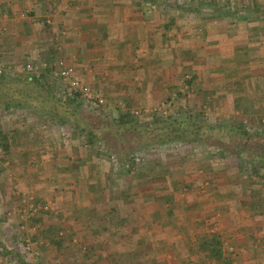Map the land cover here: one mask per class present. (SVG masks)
<instances>
[{
  "label": "rangeland",
  "instance_id": "obj_1",
  "mask_svg": "<svg viewBox=\"0 0 264 264\" xmlns=\"http://www.w3.org/2000/svg\"><path fill=\"white\" fill-rule=\"evenodd\" d=\"M79 1L67 0V3L77 6ZM171 1L167 3L184 2ZM250 2L192 0V4L201 8L218 6L227 12L247 8ZM39 3L44 8L48 5ZM254 5L264 10V0L255 1ZM50 16L45 15L39 21L42 19V27L57 38L62 34L60 25ZM47 44L49 41L44 43ZM55 44L40 58H22L15 64L3 58L0 61L7 72L26 77L46 72L57 88H66V81L52 73L55 64L72 66L75 78L76 71L72 63L61 57ZM28 65L30 69H25ZM182 76L179 95L152 106L136 105L128 99L109 100L77 79L103 97L104 103L96 102V105L113 114L118 108L142 109L140 114L130 112L141 123L150 124L157 116H172L196 121L203 130L213 128L216 134L220 130L218 126L222 132L230 124L264 131V116L259 114L246 119L233 114L234 122L227 118L220 121L194 96L196 87L191 74L185 72ZM84 101L94 100L84 98ZM38 112L28 106L0 107V191L10 198L5 210L0 212V250L15 254L11 260L8 257V264H84L83 260L89 264H163L149 254L152 249L144 241V233L153 237L161 231L166 234L164 252L179 238L180 250L192 254L197 249L195 258L204 259L199 244L216 236L225 258L236 251L239 238L247 232L259 236L254 224L255 227L260 224L264 231V174L262 170L250 172L247 168L250 163L243 157L203 140L172 139L137 147L126 159L119 151L106 150L103 143L90 146L78 131ZM2 135L11 146L20 148L19 154L10 156V147L3 146ZM17 142L22 143L17 146ZM28 155L34 157L30 162L23 160ZM71 160L74 163L69 170L65 165L71 164ZM29 166L36 170L35 180L29 174L33 171ZM20 175H29L30 183L35 186L33 190L19 191L23 183ZM109 238L111 242L117 241V245H126L125 254H107ZM148 245L149 252L145 250ZM176 251L173 252L177 254L179 250Z\"/></svg>",
  "mask_w": 264,
  "mask_h": 264
},
{
  "label": "crops",
  "instance_id": "obj_2",
  "mask_svg": "<svg viewBox=\"0 0 264 264\" xmlns=\"http://www.w3.org/2000/svg\"><path fill=\"white\" fill-rule=\"evenodd\" d=\"M41 1L48 5L42 7ZM170 1L80 0L73 6L67 0H0V59L15 64L22 58H40L56 43L61 57L75 67V76L109 100L159 104L178 94L182 74L189 72L196 87L194 96L220 121L227 118L234 122L233 114L244 119L252 114L264 116V10L254 5L261 0H248L251 6L228 10L230 13L218 6L201 8L192 0L167 3ZM45 15H51L60 25L62 34L57 38L42 27L39 19ZM228 16L235 19L227 20ZM197 27L200 32L195 31ZM43 41L50 44L44 45ZM8 147L10 156L19 154L16 145ZM32 158L28 155L23 160L30 162ZM34 161L37 163V158ZM71 161L65 165L69 170L74 163ZM31 167L29 174L35 180L36 170ZM20 177L23 183L19 191L33 190L29 175ZM0 200L1 212L10 198L0 191ZM254 230L259 236L247 232L239 238L232 257L225 258L220 249V257L202 251L199 253L204 259L197 260V249L192 254L180 250L179 238L164 252L163 231L153 237L144 233V241L152 249L149 254L163 264H264L263 227L254 224ZM107 242V254H125L126 245H117L110 238ZM148 247L145 250L149 252ZM5 251L0 250V264H8V257H15Z\"/></svg>",
  "mask_w": 264,
  "mask_h": 264
},
{
  "label": "trees",
  "instance_id": "obj_3",
  "mask_svg": "<svg viewBox=\"0 0 264 264\" xmlns=\"http://www.w3.org/2000/svg\"><path fill=\"white\" fill-rule=\"evenodd\" d=\"M46 72L20 76L4 71L0 74V107L28 106L49 115L61 126L78 131L90 146L103 143L106 150L127 154L137 147L161 144L172 139L185 141L203 140L224 151L243 157L250 163L249 171L262 170L264 174V131L249 130L245 125L230 124L202 129L196 121L172 116H157L150 124L141 123L129 109L118 108L117 113L86 103L79 94H71L67 88H57ZM50 79V80H49ZM179 95V94H178ZM127 104V103H126ZM129 106V104H127ZM3 138V146L9 140ZM211 257L220 254L219 239L211 236L199 244V252ZM210 257V258H211Z\"/></svg>",
  "mask_w": 264,
  "mask_h": 264
},
{
  "label": "built area",
  "instance_id": "obj_4",
  "mask_svg": "<svg viewBox=\"0 0 264 264\" xmlns=\"http://www.w3.org/2000/svg\"><path fill=\"white\" fill-rule=\"evenodd\" d=\"M30 67L31 66L28 65L26 66L25 69H30ZM49 67L51 68V65H49ZM4 71H7V68L5 64H3L0 61V74L3 73ZM52 73L66 81V85H67L66 88L69 93L79 94L86 100H94V102L99 103V105L104 103V99L102 96H100L99 94L93 93V91L87 84H84L79 79L73 76L74 70L72 66L64 65L62 62H58L57 64H55ZM130 112L134 114H140L142 112V109L132 108Z\"/></svg>",
  "mask_w": 264,
  "mask_h": 264
}]
</instances>
